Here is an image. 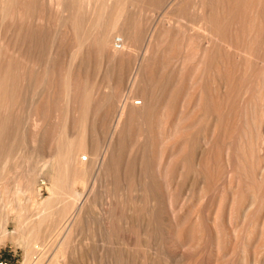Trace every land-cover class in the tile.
<instances>
[{
  "label": "bare ground",
  "instance_id": "1",
  "mask_svg": "<svg viewBox=\"0 0 264 264\" xmlns=\"http://www.w3.org/2000/svg\"><path fill=\"white\" fill-rule=\"evenodd\" d=\"M165 3L193 9L183 33L126 13ZM180 34L195 40L194 86L161 74L156 94ZM95 57L121 91L101 98L117 103L104 139L81 67ZM17 173L30 195L45 178L41 207L2 205ZM96 205L95 264H264V0H0V245L23 247V264H75Z\"/></svg>",
  "mask_w": 264,
  "mask_h": 264
},
{
  "label": "rangeland",
  "instance_id": "2",
  "mask_svg": "<svg viewBox=\"0 0 264 264\" xmlns=\"http://www.w3.org/2000/svg\"><path fill=\"white\" fill-rule=\"evenodd\" d=\"M166 1L168 3V0H166ZM176 6H177V4H174L173 6L169 7L165 3V7L162 5L159 8L155 7V9H152V8H148V9L147 8H143V9L141 8V9H139V8L128 7L126 9V11H127L126 13L128 14V16H130V17H132V19H134L133 24H135V25L137 24V25H141V26L148 28L153 23L155 24V22H157L156 24H158L160 21V24L162 25V26L160 25L161 27L167 26L168 23H171L174 26H176V29H175L176 33L178 31L177 30L178 28H180L179 30H181V32L183 33L185 30L184 27L189 25L191 20H193V18H192L193 17V9H190V11H187L186 14L181 15L182 13L179 12V8ZM86 8H87V6H86ZM86 12H87V9H86ZM153 17L154 18L156 17V18L154 19ZM87 18L88 17H87V13H86V19ZM117 35H119V34H117ZM181 35L182 34L177 36L176 41L179 44V46H180V43L182 42L180 54L181 55L183 54V55L181 56L179 54L180 57L178 55H176L174 57L175 61L173 60V57H172L166 66L167 68H165L162 71L160 70L159 76L155 77V79H154L155 82H153V83L156 84V86H155L156 87L155 90H157V91H155L156 94H160V92L162 91L163 83H165L166 79H167V78L162 77L161 74H166L167 76H171V78H169L171 81L170 83H173L174 85L175 84L180 85L182 82L185 85V87L187 85H190V86H187L186 88H191V87L193 88V86H194V78H195L197 69H196V55H195L196 52H194L195 50H192V49L194 47V44H195L194 41L195 40L193 39V41H192L190 39L191 37H188V36H190L188 34H187L186 38L182 37ZM180 36L182 38H179ZM189 56L191 57L190 59H189ZM95 58L90 60L89 63H88V61H86L84 66L82 65L81 67H82V71L84 73L86 72V75H88V77H89L88 78L89 83H87V86H88L87 88H89L91 90V92L93 94V98L96 100V101L94 100V102L92 103V107L90 109L88 119L91 123L93 122L94 124H96V122H98V124H100L102 122L106 125V126L104 125L105 127L99 126L98 130H97V133L99 132L98 135L104 139L105 137H107L106 135L108 132V130L106 128L108 126L107 122L110 123L112 121L113 114L115 113L114 109L116 108L117 103L113 99L110 104H107L106 102L102 101L101 98L103 96L113 94V95H115V97H116L115 99L117 100L118 97L121 95V91H118V90L116 91V90H114V88H112V89L107 88L108 84H109V80H110L109 79L110 76L108 75L109 72H107V70L104 66L101 67L100 63L102 61L99 60L100 58L99 57L98 58L95 57ZM170 62L175 63L174 64L175 66L173 64L171 65ZM190 63H192V64H190ZM83 67H84V69H83ZM182 74L185 75L184 81H182L183 80ZM173 75H175V76H173ZM157 82L159 84H157ZM100 99H101V101H100ZM136 100H141V98L136 97ZM55 108H56V110H55L54 118H53L55 131L52 135V138H55L56 135L59 136L58 131L60 129V125L62 122L61 120H62V116H63V115L61 116V113H63V111H64L63 107H61L59 105H57ZM79 115L80 114H79L77 108L76 107L74 108V105H73V107H71V115L69 117V120H70V122H69V133L70 134L75 133L77 131V129H79L78 128L79 122H80V116ZM104 121H106V122H104ZM93 123H92V125H93ZM53 147L54 146L52 145V150H53ZM18 174L20 175V173L12 174V177L7 179L6 184L4 183L6 186L3 184L5 195H4V199L2 201L3 202L2 205H5V204L9 205V210H10V208H13V206L14 207H16L17 205L26 206L29 203L28 199H29L30 194L27 191V188L25 187V183L23 181H21V182H19L21 184H19L18 182H15L13 180L10 181V179H13L14 176L16 177V175H18ZM44 180H45V178L40 179L39 184H41L40 185L41 188L40 187L38 188V189H40V191H37L36 193H33L32 195H30L31 196V202L30 203H32L33 207H35V208L41 207L44 199L49 196L48 190H47L46 186L43 185V182H42ZM76 187H77V190L79 192L83 191V187H81V185H77ZM101 202H102V199L99 200L97 202V204H99ZM90 211L91 212H89L88 214L85 215V217L83 218L84 221L81 222V225L78 227V229L76 230V232L73 235L74 239L72 240V246H71V250H72L73 254L70 253L69 258L72 257L75 264H92V263L95 264L94 257L89 252H91L93 250V249H90V245L93 244V241L96 238L95 237V231H96L95 229H96V226L98 224L97 221H99L98 217H100L99 205L94 206ZM98 214H99V216H98ZM95 217H97V220ZM65 223H67V222L65 221ZM87 223L88 224L90 223V224L88 225ZM9 227H10V230H14V224L13 223H11ZM61 240H62V238L60 239V241ZM86 253H88V254H86ZM49 254L50 253H47V256H49V258H51V256ZM89 254L91 257L89 256ZM0 258L10 262L11 264H23L26 260L25 259L26 258V251L23 247L18 246V245L16 246L15 244L8 242V243H6V245H0Z\"/></svg>",
  "mask_w": 264,
  "mask_h": 264
},
{
  "label": "built area",
  "instance_id": "3",
  "mask_svg": "<svg viewBox=\"0 0 264 264\" xmlns=\"http://www.w3.org/2000/svg\"><path fill=\"white\" fill-rule=\"evenodd\" d=\"M115 46L117 49H120L122 47V40L117 38L115 41ZM0 264H11V263L0 258Z\"/></svg>",
  "mask_w": 264,
  "mask_h": 264
}]
</instances>
